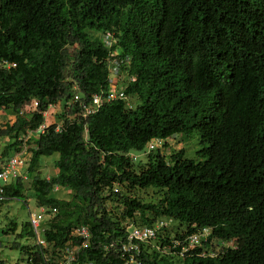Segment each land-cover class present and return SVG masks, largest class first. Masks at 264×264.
<instances>
[{"label": "trees", "instance_id": "obj_1", "mask_svg": "<svg viewBox=\"0 0 264 264\" xmlns=\"http://www.w3.org/2000/svg\"><path fill=\"white\" fill-rule=\"evenodd\" d=\"M115 58L135 107L119 100L88 118L61 114L60 132L51 125L25 143L50 105L108 91ZM0 61L16 65L0 69V110L16 114L0 125V139H9L3 156L23 146L31 155L29 186L21 178L6 186L0 213L29 190L39 208L55 212L42 228L46 247L31 222L11 221L16 238L6 247L21 261L130 264L125 222L169 219L173 226L141 244L139 264H264V0H0ZM33 99L39 111L20 115ZM193 132L201 161L185 148L153 151L143 165L130 155ZM55 154L57 174L44 178L41 159ZM56 187L70 198L53 197ZM150 189V200L137 197ZM109 200L123 210H108ZM83 227L88 240L73 234ZM203 229L233 246L180 256L172 241Z\"/></svg>", "mask_w": 264, "mask_h": 264}, {"label": "built area", "instance_id": "obj_2", "mask_svg": "<svg viewBox=\"0 0 264 264\" xmlns=\"http://www.w3.org/2000/svg\"><path fill=\"white\" fill-rule=\"evenodd\" d=\"M104 42L108 46L113 44V36L107 34L103 37ZM116 55V53L114 54ZM120 61L118 59L111 60L110 63V80H109V89L103 95H95L90 101H83L80 94H75L74 100L71 102H58L56 104L50 105L48 110L43 114L45 122L38 131H28L24 136V141L26 143L32 136H37L40 132L44 133L45 130L51 126L56 125V131L60 132L62 130V125L58 121V116L65 115L70 121L74 118L82 117L88 118L91 115L97 113V111L105 103L113 101H127L128 107L132 108V104L129 101V98L126 94V88L128 85L127 79L120 70ZM15 64H11L6 61H0V69H10L15 67ZM78 108L77 113L70 115L69 111L72 108ZM40 103L38 100L33 99L30 102L26 103L20 111V115L24 113H35L39 111ZM2 112L6 114V110H0V117ZM16 119V114H15ZM14 122L15 120H9ZM175 137L168 139H153L151 140L146 148L142 151L144 154H149L153 151L160 150L162 147L166 146L167 143L171 142ZM31 155L27 151V147L23 146L21 151L17 154H13L6 158V160L0 164V202L5 201V187L9 186L18 181L21 178L23 181H27V173L23 174V168L27 165L29 166ZM135 161L137 157L131 155ZM28 168V167H27ZM61 189L59 187L55 188L56 192H59ZM41 213L45 214V209H41ZM55 213V212H54ZM41 219L42 216L37 217L34 215L32 220L29 221L32 224L34 232L36 234V242L42 247H46L45 241L41 237L42 228H41ZM173 224L172 220H161L153 224V226H136L131 224L126 226L127 236H128V245L123 247L125 252H128V263L130 264H139L138 258L141 255V244L150 243L156 241L158 235L161 233L162 229L171 226ZM76 236L82 237L85 240L90 238V232L87 228L83 227L74 231ZM212 231L210 229H203L198 232L193 233L192 235L186 237L185 239H180L176 237L172 242L174 248H181L180 256H183L186 253L196 250L197 248H206L209 245L212 249V252L215 251L216 246L226 247L227 243L219 242L216 239H211ZM4 249L3 243L0 241V254ZM217 249V248H216Z\"/></svg>", "mask_w": 264, "mask_h": 264}, {"label": "rangeland", "instance_id": "obj_3", "mask_svg": "<svg viewBox=\"0 0 264 264\" xmlns=\"http://www.w3.org/2000/svg\"><path fill=\"white\" fill-rule=\"evenodd\" d=\"M138 100H131V104L133 107H135L138 104ZM15 120V113L12 110H8L6 114L2 112L0 117V125L4 126L9 120ZM9 143V139L2 138L0 139V164H2L6 157L3 156V152L5 150V147ZM203 144L201 143V135L199 132H193L190 135L185 136H176L171 142L167 143L166 146L162 147L160 149V152L169 156L174 151H179L182 148H185L186 151V158L192 159L194 161H201L203 160L200 157L199 152L203 149ZM13 154H17L15 151L9 152L7 156H11ZM130 155L137 157L135 160L136 164H145L147 161V155L142 152H132ZM59 155L55 154L51 157H44L41 159L40 162V173L44 178H51L55 176V162L58 160ZM27 165L22 169L23 174H26ZM28 177V175H27ZM27 186H29V177L28 180L25 181ZM120 189L118 186L115 187V190ZM53 197L60 198V199H69L70 195L69 192L66 190H60L59 192H53ZM153 196V191L145 190V191H138L137 197L143 198L145 200H150V198ZM41 209L39 208L36 197L34 194V191L29 190L27 192V200L25 199H14L10 200L7 204H5L1 208L0 213V241L3 243L4 249L2 248L1 254H0V260H5L9 264H16L19 263L22 258L21 255L17 251H12L9 246L11 245L8 243V247H6L7 242L9 239L12 243L16 235L11 233V221L17 222L19 226H21L22 223L28 222L32 220V217L36 215L37 217L42 216L41 219V228H43V225L48 221V219L53 218L55 215L54 211L51 213H48V211L45 209V214L41 213ZM107 209L111 210L113 212H120L121 209L123 210L122 202L121 200L118 201H111L109 200L107 202ZM133 224L131 220H128L125 222L126 226H129ZM173 226V225H172ZM45 227V226H44ZM174 227H177V224H174ZM2 230H6L9 233V237L7 235H3ZM28 244H33V241H30ZM233 242L229 243L227 247H232ZM217 248V249H216ZM215 251L221 250L218 246H216ZM211 251V250H210ZM20 260V261H19ZM21 264H25L24 261H21Z\"/></svg>", "mask_w": 264, "mask_h": 264}, {"label": "crops", "instance_id": "obj_4", "mask_svg": "<svg viewBox=\"0 0 264 264\" xmlns=\"http://www.w3.org/2000/svg\"><path fill=\"white\" fill-rule=\"evenodd\" d=\"M57 174V171L55 170V175Z\"/></svg>", "mask_w": 264, "mask_h": 264}]
</instances>
